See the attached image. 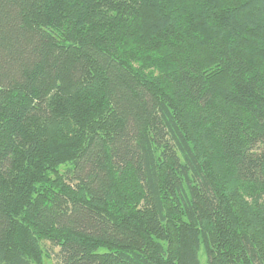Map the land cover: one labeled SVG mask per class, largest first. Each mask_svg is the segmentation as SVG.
<instances>
[{"label":"trees","instance_id":"16d2710c","mask_svg":"<svg viewBox=\"0 0 264 264\" xmlns=\"http://www.w3.org/2000/svg\"><path fill=\"white\" fill-rule=\"evenodd\" d=\"M43 259L264 264V0H0V264Z\"/></svg>","mask_w":264,"mask_h":264},{"label":"rangeland","instance_id":"374dc122","mask_svg":"<svg viewBox=\"0 0 264 264\" xmlns=\"http://www.w3.org/2000/svg\"><path fill=\"white\" fill-rule=\"evenodd\" d=\"M55 252H56V250L54 249L53 254H54ZM41 264H53V262L50 261V260H47V259H43Z\"/></svg>","mask_w":264,"mask_h":264}]
</instances>
